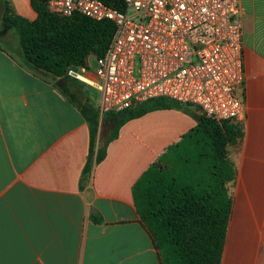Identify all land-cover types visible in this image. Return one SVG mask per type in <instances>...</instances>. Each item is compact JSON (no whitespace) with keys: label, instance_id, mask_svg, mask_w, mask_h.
Returning <instances> with one entry per match:
<instances>
[{"label":"crops","instance_id":"1","mask_svg":"<svg viewBox=\"0 0 264 264\" xmlns=\"http://www.w3.org/2000/svg\"><path fill=\"white\" fill-rule=\"evenodd\" d=\"M7 7L29 22L38 17L32 0H0V25ZM240 19L246 114L234 122L242 136L231 148L236 175L221 264H264V0H240ZM87 101L99 107L95 87L40 75L19 46L0 43V264H166L134 187L193 132L197 110L129 121L85 175L90 126L77 104ZM103 117L96 152L108 139Z\"/></svg>","mask_w":264,"mask_h":264},{"label":"trees","instance_id":"2","mask_svg":"<svg viewBox=\"0 0 264 264\" xmlns=\"http://www.w3.org/2000/svg\"><path fill=\"white\" fill-rule=\"evenodd\" d=\"M115 5L116 0H105ZM38 17L29 22L16 16L7 7L0 25V43L15 32L19 39L24 63L40 75L57 79L67 78L70 67L84 66L90 55L104 57L116 26L112 21H96L75 13L62 17L52 13L47 0H32ZM90 126V154L84 170L89 173L102 162L108 145L129 121L158 110L188 108L169 99H156L120 113H109L102 118L110 129V136L96 150L100 114L90 101L77 104ZM197 127L182 143L172 148L175 155L181 149L184 163L192 169L183 176L174 161L163 157L154 163L134 187L138 213L153 235L166 264H221L227 237L232 201L227 183L235 179L233 162L228 158V147L238 143L242 130L236 121L217 122L195 111ZM164 156V155H163Z\"/></svg>","mask_w":264,"mask_h":264},{"label":"built area","instance_id":"3","mask_svg":"<svg viewBox=\"0 0 264 264\" xmlns=\"http://www.w3.org/2000/svg\"><path fill=\"white\" fill-rule=\"evenodd\" d=\"M52 13L112 21L104 57L67 76L95 87L103 117L156 99L190 106L217 122L246 114L240 0H47ZM97 61L93 69L91 60ZM94 72L97 80L88 74Z\"/></svg>","mask_w":264,"mask_h":264},{"label":"rangeland","instance_id":"4","mask_svg":"<svg viewBox=\"0 0 264 264\" xmlns=\"http://www.w3.org/2000/svg\"><path fill=\"white\" fill-rule=\"evenodd\" d=\"M7 43L11 46V47H18L19 46V39H18V36L15 34V33H12L11 36L9 37V39L7 40ZM91 66L93 69H96L97 68V61L95 59H92L91 60ZM102 125H103V130H102V133H103V138L106 139L107 137L110 136V129L107 127L106 123L102 121ZM233 146H229L228 147V158L229 160L232 162V159H231V148ZM179 152H177V155H175V153L173 152V150L171 149L169 152H167L164 156H163V159L162 161H165V165H167L166 161L167 160H171V161H174V166H176L174 168V170L176 169L178 173H180L182 176L184 174H188L191 169H192V165L191 164H185L184 163V155H183V152L181 149L178 150ZM167 167H169L170 169L172 168V165L169 164L167 165ZM173 169V168H172ZM175 170V171H176ZM235 180V179H234ZM234 180H231L227 183V187L229 186V184H231ZM228 191H229V188H228ZM230 194V192H229ZM230 198H231V201H232V204H233V196L230 194Z\"/></svg>","mask_w":264,"mask_h":264}]
</instances>
